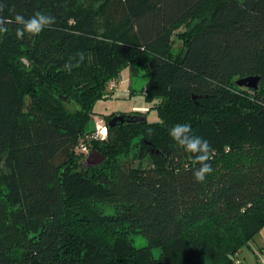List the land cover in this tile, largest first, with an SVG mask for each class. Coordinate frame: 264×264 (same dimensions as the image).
I'll list each match as a JSON object with an SVG mask.
<instances>
[{
    "label": "trees",
    "instance_id": "obj_1",
    "mask_svg": "<svg viewBox=\"0 0 264 264\" xmlns=\"http://www.w3.org/2000/svg\"><path fill=\"white\" fill-rule=\"evenodd\" d=\"M76 1L0 0V264H234L264 229V0H104L122 26L104 35ZM37 12L55 22L18 39L15 16ZM138 69L156 118L123 113L87 142L95 103ZM251 76L257 89L236 85ZM185 123L214 149L203 182L169 135ZM134 141L148 166L118 162ZM84 144L104 162L85 168Z\"/></svg>",
    "mask_w": 264,
    "mask_h": 264
},
{
    "label": "rangeland",
    "instance_id": "obj_2",
    "mask_svg": "<svg viewBox=\"0 0 264 264\" xmlns=\"http://www.w3.org/2000/svg\"><path fill=\"white\" fill-rule=\"evenodd\" d=\"M104 0H77L72 7V9H84L89 11L91 15H94L96 24H97V33L98 35H104L108 33H113L118 28L122 29L121 25H118L117 19H110L108 16L102 15L101 6ZM123 25V24H122ZM173 52L177 51L179 48V42L174 41ZM147 74L144 73L141 69H138L137 75L130 76L128 71L123 70L119 79L115 81V87L112 89L113 93L110 97L99 100L94 105L95 117L93 123L91 122L88 126V130H93L97 126H102L106 128V137L104 140L108 139V124L110 120L115 116H122L121 114L125 113L126 115H131V113H137L136 116L140 118H145L147 120H152L156 118V115L153 110H148L145 107L144 99H143V87L147 81ZM114 114L110 119L105 118L106 116ZM130 152L127 155H120L118 158V162L121 165L125 166H134L137 167L139 164H142L144 167L149 165L148 155L144 159L134 160L136 153H138V145H136V141L133 142ZM150 152H155L154 149H150ZM83 154V160L87 158L89 152H81ZM11 172V168L6 162V157H2L0 160V188L3 194L6 193L5 185L3 184V179L6 175H9ZM99 209L102 212L112 213V209L108 205H101ZM131 243L135 248H141L146 246V239L142 235H135L131 237ZM257 246L264 247V229L254 238L253 241L249 243V246H246L238 252L237 257L234 261H237L238 264H246L249 258L252 256L253 252L258 254L260 257L259 260L264 258V253L258 251L254 244ZM253 250V251H252ZM161 254V251L158 248L152 249V255L154 258H158ZM253 257V256H252ZM249 263V262H248ZM247 263V264H248ZM214 264V263H208ZM253 264V263H252ZM254 264H257V262Z\"/></svg>",
    "mask_w": 264,
    "mask_h": 264
},
{
    "label": "clouds",
    "instance_id": "obj_3",
    "mask_svg": "<svg viewBox=\"0 0 264 264\" xmlns=\"http://www.w3.org/2000/svg\"><path fill=\"white\" fill-rule=\"evenodd\" d=\"M0 12H3V5H0ZM15 22L21 26L16 29V37L23 39L25 33L31 36L39 35L46 27H50L55 22V18L37 12L27 20L22 15L17 14ZM8 23H11V21L0 16V33L8 31L5 26ZM79 56L83 60V54L81 53ZM65 67L70 70L71 65ZM191 132L192 129L189 124H176L170 129L169 135L185 152L192 154V163L199 165L193 171L194 179L199 183L203 182L214 171L210 163L213 159L214 149L206 139L192 135Z\"/></svg>",
    "mask_w": 264,
    "mask_h": 264
},
{
    "label": "water",
    "instance_id": "obj_4",
    "mask_svg": "<svg viewBox=\"0 0 264 264\" xmlns=\"http://www.w3.org/2000/svg\"><path fill=\"white\" fill-rule=\"evenodd\" d=\"M259 80L260 78L258 76L246 77L243 79H239L236 82V85L240 87H246L249 89H257ZM124 120L125 119L122 116H115L110 120L108 125L109 127H113L117 122L123 123ZM145 120H146L145 118H140L135 116L132 119H128L127 121L136 122V121H145ZM103 162H104V157L101 154L94 151L89 153L87 158L84 160V167L85 168L96 167L102 164Z\"/></svg>",
    "mask_w": 264,
    "mask_h": 264
},
{
    "label": "built area",
    "instance_id": "obj_5",
    "mask_svg": "<svg viewBox=\"0 0 264 264\" xmlns=\"http://www.w3.org/2000/svg\"><path fill=\"white\" fill-rule=\"evenodd\" d=\"M115 87V81H111L109 83V89L112 90ZM106 137V128L102 126H97L95 129L86 137L87 142H90L91 140H104ZM81 152H88V146L87 145H81L80 146ZM235 264H238L236 261ZM257 264H264V259L257 262Z\"/></svg>",
    "mask_w": 264,
    "mask_h": 264
},
{
    "label": "crops",
    "instance_id": "obj_6",
    "mask_svg": "<svg viewBox=\"0 0 264 264\" xmlns=\"http://www.w3.org/2000/svg\"><path fill=\"white\" fill-rule=\"evenodd\" d=\"M261 232V231H260ZM256 237V236H255ZM254 244V243H253ZM249 246V245H248ZM254 246H255V248L258 250V251H260L261 253H264V247H260V246H258V244H257V246L254 244ZM253 251V250H252ZM253 256V257H252ZM252 256L249 258V260H247L248 262H246V264L248 263V264H254V262L256 263V262H259L260 260V257L258 256V254H255L254 252H253V254H252ZM262 259H264V258H262ZM244 264V263H243Z\"/></svg>",
    "mask_w": 264,
    "mask_h": 264
},
{
    "label": "flooded vegetation",
    "instance_id": "obj_7",
    "mask_svg": "<svg viewBox=\"0 0 264 264\" xmlns=\"http://www.w3.org/2000/svg\"><path fill=\"white\" fill-rule=\"evenodd\" d=\"M136 114H137V113H134V112H133V113H131V115H127V118H125V119H126V121L128 120V118H130V119H131V118L135 117V116H136ZM156 154H157V152H156ZM167 158H169V152H167Z\"/></svg>",
    "mask_w": 264,
    "mask_h": 264
}]
</instances>
